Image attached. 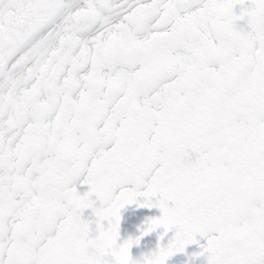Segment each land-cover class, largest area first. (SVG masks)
<instances>
[{
	"label": "snow or ice",
	"instance_id": "1",
	"mask_svg": "<svg viewBox=\"0 0 264 264\" xmlns=\"http://www.w3.org/2000/svg\"><path fill=\"white\" fill-rule=\"evenodd\" d=\"M192 245L264 264V0H0V264Z\"/></svg>",
	"mask_w": 264,
	"mask_h": 264
},
{
	"label": "bare ground",
	"instance_id": "2",
	"mask_svg": "<svg viewBox=\"0 0 264 264\" xmlns=\"http://www.w3.org/2000/svg\"><path fill=\"white\" fill-rule=\"evenodd\" d=\"M159 209H138L134 205L129 206L122 210L121 225H120V243L127 240L128 238H135L140 235L141 226L145 223L148 217L159 216ZM162 229H158L156 232L151 233L148 236L143 237L140 240L139 245H134L131 249L133 259H137L145 254L156 250L157 243L166 244L172 233H169L163 241H159V235ZM203 243V241H201ZM200 251L196 245L189 246L186 249V254H177L170 258L167 264H206L204 257L191 259L192 254Z\"/></svg>",
	"mask_w": 264,
	"mask_h": 264
}]
</instances>
